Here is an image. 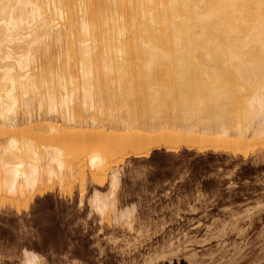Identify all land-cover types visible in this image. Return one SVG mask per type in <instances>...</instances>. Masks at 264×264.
<instances>
[{"label":"bare ground","instance_id":"1","mask_svg":"<svg viewBox=\"0 0 264 264\" xmlns=\"http://www.w3.org/2000/svg\"><path fill=\"white\" fill-rule=\"evenodd\" d=\"M242 2L0 0V204L22 214L77 181L82 196L89 174L108 183L92 210L129 224V156L247 158L264 142V32Z\"/></svg>","mask_w":264,"mask_h":264},{"label":"rangeland","instance_id":"2","mask_svg":"<svg viewBox=\"0 0 264 264\" xmlns=\"http://www.w3.org/2000/svg\"><path fill=\"white\" fill-rule=\"evenodd\" d=\"M252 146L247 158L185 149L178 152L157 149L148 156L126 158L120 167L121 183L115 195L118 211L127 207L131 209V227L127 221L114 219L113 216L104 218L92 210L89 205L91 195L95 191L107 193L108 183L94 180L89 174L82 196L81 183L77 181L72 192L55 190L41 196L22 214L6 204H0V248L12 249L6 258L7 264H22L23 252L27 249L39 255L42 264L48 260V253L52 249L65 259L93 260L95 264H100L96 254L101 248L112 251L124 247L132 252L136 240L154 227L146 216L149 204L158 202L156 193L170 187L179 190L190 176H198L219 188L228 179L230 168L246 164L248 166L243 168V174L252 179V184L241 191L252 201L256 198L259 177L264 174L258 170L260 164L264 163V142H254ZM81 200L84 203L82 206ZM222 207L227 208L228 205L222 204ZM242 207L243 201H237L229 211L239 213ZM129 244L131 248H128ZM230 249L231 246H220L206 253L199 248L196 251L199 256L206 255L209 264H230ZM131 258L133 261L136 259L135 256ZM3 259L4 252L0 251V260ZM113 259L111 255L104 257L106 262ZM175 264H181L179 256Z\"/></svg>","mask_w":264,"mask_h":264},{"label":"snow or ice","instance_id":"3","mask_svg":"<svg viewBox=\"0 0 264 264\" xmlns=\"http://www.w3.org/2000/svg\"><path fill=\"white\" fill-rule=\"evenodd\" d=\"M231 7L256 9L264 32V0H243ZM247 166L230 168L228 179L219 188L198 176H190L179 190L171 187L159 190L156 193L158 202L150 203L147 208L146 219L154 227L136 240L135 250L129 252L118 247L108 251L101 248L96 254L97 260L100 264H175L179 256L181 264H209L208 257L199 256L197 248L206 253L220 246H231L230 264H264V250H261L264 248V174L259 177L256 198L249 201L241 191L252 184V179L243 174V168ZM258 170L264 173V163ZM237 201H243L242 210L230 212ZM222 204L228 207H222ZM131 215L130 211L129 219ZM128 248H131L130 244ZM0 251L5 255L0 264H7L11 247L0 248ZM106 255L114 259L106 262ZM24 256L31 257L32 254L25 251ZM132 256L136 257L134 261ZM48 257L45 264H95L93 260L65 259L55 249L48 253ZM22 264H36V260L32 257Z\"/></svg>","mask_w":264,"mask_h":264}]
</instances>
